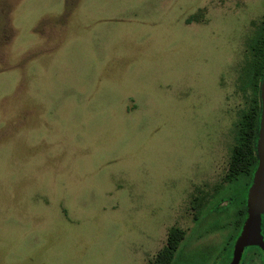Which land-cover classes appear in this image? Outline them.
Instances as JSON below:
<instances>
[{
  "label": "rangeland",
  "instance_id": "obj_1",
  "mask_svg": "<svg viewBox=\"0 0 264 264\" xmlns=\"http://www.w3.org/2000/svg\"><path fill=\"white\" fill-rule=\"evenodd\" d=\"M263 26L264 0H0V264H151L173 228V264H226Z\"/></svg>",
  "mask_w": 264,
  "mask_h": 264
},
{
  "label": "trees",
  "instance_id": "obj_2",
  "mask_svg": "<svg viewBox=\"0 0 264 264\" xmlns=\"http://www.w3.org/2000/svg\"><path fill=\"white\" fill-rule=\"evenodd\" d=\"M252 50L254 52L253 73L250 87L253 90V99L247 111L242 115L239 124V135L236 139L232 155L230 157L229 170L225 176V182L233 185L241 177L252 179L258 166L256 144L260 130L262 102L260 98L261 83L264 78V26L260 30ZM219 196L221 194L217 193ZM246 199L237 212L235 226H241L246 218ZM186 238V232L180 228L171 229L167 244L158 253L151 264H173L175 256Z\"/></svg>",
  "mask_w": 264,
  "mask_h": 264
},
{
  "label": "water",
  "instance_id": "obj_3",
  "mask_svg": "<svg viewBox=\"0 0 264 264\" xmlns=\"http://www.w3.org/2000/svg\"><path fill=\"white\" fill-rule=\"evenodd\" d=\"M260 98L262 102V114L257 143L259 165L254 174L253 184L248 192V218L236 242L234 259L231 264L240 263L245 248L254 245L264 247L261 234L262 214L264 213V78L261 83Z\"/></svg>",
  "mask_w": 264,
  "mask_h": 264
},
{
  "label": "flooded vegetation",
  "instance_id": "obj_4",
  "mask_svg": "<svg viewBox=\"0 0 264 264\" xmlns=\"http://www.w3.org/2000/svg\"><path fill=\"white\" fill-rule=\"evenodd\" d=\"M258 135H259V133H258ZM257 143H258V140H257ZM256 153H257V158H258L257 144H256ZM258 165H259V158H258ZM255 172H254V174H255ZM253 180H254V175H253V177H252V179H251V181L249 182V185H248L249 187H248V191H247V198H248L249 189L251 188V186L253 184ZM227 185H229V184H227ZM219 188L223 189L224 187L219 186ZM246 213H247V216L242 221L243 223H241V226L239 227V223H238V226H235V229H237L238 233L233 238V245L231 247V250L229 251V259H228L226 264H231L233 262L236 242H237L239 236L241 235V233L243 231V228H244V225H245V222H246V220L248 218L247 200H246ZM261 234H262L263 242H264V213L262 214ZM239 264H264V247H261V246H258V245H254V246H249V247L245 248Z\"/></svg>",
  "mask_w": 264,
  "mask_h": 264
}]
</instances>
